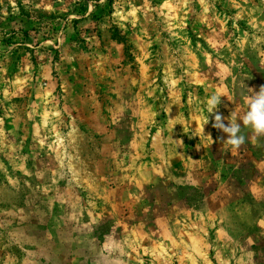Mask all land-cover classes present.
I'll return each mask as SVG.
<instances>
[{"label": "rangeland", "instance_id": "1", "mask_svg": "<svg viewBox=\"0 0 264 264\" xmlns=\"http://www.w3.org/2000/svg\"><path fill=\"white\" fill-rule=\"evenodd\" d=\"M261 85L264 0H0V264H264Z\"/></svg>", "mask_w": 264, "mask_h": 264}, {"label": "clouds", "instance_id": "2", "mask_svg": "<svg viewBox=\"0 0 264 264\" xmlns=\"http://www.w3.org/2000/svg\"><path fill=\"white\" fill-rule=\"evenodd\" d=\"M253 92V95L246 97L248 110L243 115L241 120L242 125L250 129L253 137L259 138L264 137V85H261L258 91L253 90ZM221 97L222 96L219 94H212L207 99L206 104L208 117L205 120L204 125L209 123V115H211L213 117L212 127L227 134V139H224L223 137H218L217 139L222 144H227L232 149L238 150L245 144L246 137L241 133V123L235 122L237 117L234 111L229 117H224L219 112ZM225 120L228 121L227 124L224 122ZM202 131L204 132V128ZM181 143H183V141H181Z\"/></svg>", "mask_w": 264, "mask_h": 264}]
</instances>
